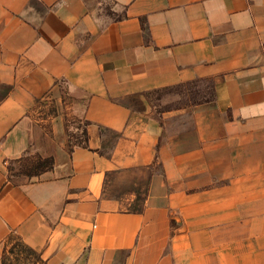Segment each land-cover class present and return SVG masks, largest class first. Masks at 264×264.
Wrapping results in <instances>:
<instances>
[{"label": "crops", "instance_id": "0c3cea01", "mask_svg": "<svg viewBox=\"0 0 264 264\" xmlns=\"http://www.w3.org/2000/svg\"><path fill=\"white\" fill-rule=\"evenodd\" d=\"M202 78L211 102L130 103ZM31 155L54 167L10 179ZM11 235L47 264H264V0H0V264Z\"/></svg>", "mask_w": 264, "mask_h": 264}, {"label": "rangeland", "instance_id": "374dc122", "mask_svg": "<svg viewBox=\"0 0 264 264\" xmlns=\"http://www.w3.org/2000/svg\"><path fill=\"white\" fill-rule=\"evenodd\" d=\"M172 86V85H171ZM197 94V99L202 101L203 103H208L213 101V87L212 80L209 78H202L197 80L190 85H185L181 88H171L166 86L163 88H159L157 90H153L143 97L139 96L130 101L134 108L139 110H145L147 107L154 108L157 112H163L165 109L170 108L174 110L178 106H184L187 102H190L192 99V95ZM71 98L65 94L64 101L68 102ZM41 101V105L37 107L36 112L34 113L35 117L39 122L43 125L48 126L51 125V121L55 116H49V111L51 106L55 105L58 108L53 98L46 97ZM38 101V102H39ZM37 102V104H38ZM74 116H66L68 130H72V132L80 134V131L76 129V123L72 120ZM69 121L68 124V120ZM114 137L115 135L112 134ZM35 156H25L20 159L11 161L8 164V173L10 179L14 181H20L27 177L29 173L28 167L32 160H34ZM160 167L158 166V169ZM29 176V175H28ZM134 175H125V174H117L111 177V182L107 188V194L113 197L125 198V193L131 188H136L134 186ZM30 178L34 176H29ZM142 194H140L137 198L124 201L121 208L122 209H141L143 206V186L140 188ZM5 255H4V264H47V262L42 258L39 252H34L27 248L21 240H19L16 236H10L5 242Z\"/></svg>", "mask_w": 264, "mask_h": 264}, {"label": "trees", "instance_id": "16d2710c", "mask_svg": "<svg viewBox=\"0 0 264 264\" xmlns=\"http://www.w3.org/2000/svg\"><path fill=\"white\" fill-rule=\"evenodd\" d=\"M197 80L200 79H196V80H192V81H187V82H183V83H178L172 86H168L171 88H181L185 85H190L194 82H197ZM212 87H213V96L215 95L214 91H215V84L212 81ZM166 88V87H165ZM157 90V89H156ZM151 92V91H150ZM149 93V92H147ZM191 101L187 102L184 106H178L175 109H180V108H186V107H191V106H196L199 104H203L202 101H199L197 99V94H193L191 97ZM39 105H41V101L38 102V104L36 105L35 110L37 109V107H39ZM171 110L170 108L165 109L163 112L165 111H169ZM49 116L53 115L56 116L57 114V109L55 107V105L51 106L50 111H49ZM71 119L68 120V124L69 121ZM72 120L76 123V129L78 131H80V134L74 133L72 132V130H68V136H69V145L71 150H73L75 147H84V148H88L89 147V134H88V130H87V126L89 125V122L87 120H83L81 118L78 117H73ZM44 129L51 133L52 129L50 124L48 126L43 125ZM54 167V157L53 156H48V157H43L41 155L35 156L34 160L31 161L30 166L28 167L29 169V173L27 175L29 176H37L40 173L50 170ZM20 240V239H19ZM23 243V242H22ZM27 248H29L30 250L35 251L34 249H32L31 247L27 246L25 243H23ZM5 255V254H4ZM3 264H4V258H3Z\"/></svg>", "mask_w": 264, "mask_h": 264}]
</instances>
